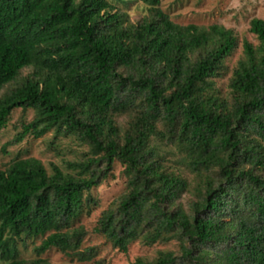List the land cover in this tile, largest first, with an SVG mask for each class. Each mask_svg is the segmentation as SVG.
Instances as JSON below:
<instances>
[{
  "label": "trees",
  "instance_id": "16d2710c",
  "mask_svg": "<svg viewBox=\"0 0 264 264\" xmlns=\"http://www.w3.org/2000/svg\"><path fill=\"white\" fill-rule=\"evenodd\" d=\"M141 1L150 15L126 24L108 0H0V92L32 69L0 96V130L16 109L33 110L16 142L54 133L90 147L68 172L52 164L48 173L34 157L0 170L5 264H49L42 256L53 249L93 261L87 232L71 226L98 207L91 192L116 163L126 189L94 231L124 253L138 240L180 243L179 258L133 264H264V20H251L259 43L244 41L221 98L214 81L238 46L234 30L178 25L161 0ZM116 114L129 117L125 127ZM160 143L199 179L188 212L178 203L189 182L165 164ZM37 239L36 257L21 259L20 243Z\"/></svg>",
  "mask_w": 264,
  "mask_h": 264
},
{
  "label": "rangeland",
  "instance_id": "374dc122",
  "mask_svg": "<svg viewBox=\"0 0 264 264\" xmlns=\"http://www.w3.org/2000/svg\"><path fill=\"white\" fill-rule=\"evenodd\" d=\"M115 9L114 12L124 14L128 23L138 24L147 18L150 7L141 0H123L117 2L108 0ZM160 8L175 24L187 26L195 25L200 28H209L211 25L224 26L234 30L238 38V46L225 60V67L221 75L215 79L216 89L221 98H229V84L238 62L243 59V43L248 41L254 46L258 45L256 36L249 31L250 22L254 18L264 20V0H161ZM32 73L31 68H26L16 83L7 86L0 96L7 90L18 86ZM35 117L33 110L23 111L16 109L10 118L6 128L0 130V170H5L16 158L34 157L42 161L48 173H52V164L68 172V163L82 159L90 147L82 144L74 138L55 139L54 133H49L41 139L28 136L22 142H16V135L21 132L22 124L31 122ZM128 118L125 115L116 114L115 122L119 127H125ZM54 142V145L51 143ZM165 164L179 169L184 178L189 182L188 191L184 192L179 200L186 212L196 200V188L199 179L191 174L181 163V155L172 145L160 143ZM178 159L180 160L178 162ZM175 161V162H174ZM124 167L116 163L113 177L104 181L99 187L92 190V196L98 201V207H93L90 214H84L79 220L72 223L73 228L83 227L87 235L82 243V249L93 247L97 250V256L93 261L81 263L73 260L60 251L53 249L42 256L49 264H133L137 259L153 261L160 253L173 252L176 257L181 256L180 243L173 240L169 243H156L147 245L141 240L130 244L126 253L115 249L103 236L98 235L94 229L97 226L101 214L108 209L110 204L121 196L126 189V178L123 174ZM42 239L28 241L25 245H19L21 259L31 260L36 257L34 247L41 243ZM0 264H5L0 261Z\"/></svg>",
  "mask_w": 264,
  "mask_h": 264
}]
</instances>
